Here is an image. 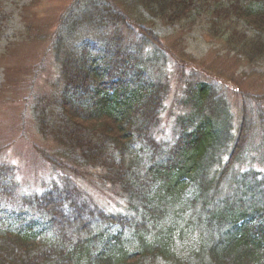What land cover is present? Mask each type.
Here are the masks:
<instances>
[{"label": "trees", "instance_id": "1", "mask_svg": "<svg viewBox=\"0 0 264 264\" xmlns=\"http://www.w3.org/2000/svg\"><path fill=\"white\" fill-rule=\"evenodd\" d=\"M22 2L0 0V38ZM64 12L50 49L60 84L32 113L54 141L46 162L68 174L40 194L1 164L0 264H264V0H72ZM196 27L246 63L241 75L174 76L178 44L163 37L184 43Z\"/></svg>", "mask_w": 264, "mask_h": 264}, {"label": "rangeland", "instance_id": "2", "mask_svg": "<svg viewBox=\"0 0 264 264\" xmlns=\"http://www.w3.org/2000/svg\"><path fill=\"white\" fill-rule=\"evenodd\" d=\"M30 1L23 0L25 8H21L20 16L15 22L4 26L3 39L0 38L2 40L0 43V166L1 164L15 165L17 175L20 177V180L18 179L21 182L20 189L24 191L32 186L35 191L41 193L44 189L41 183H55L56 180L68 174L55 173L56 168H51L46 162L48 156L44 147L54 146V141L46 137L45 132L39 129V123L33 119L35 116L32 111L38 103L37 99L50 97L57 90L55 86L60 84L58 80L60 69L50 49L54 34L59 28L60 18L72 0H37L34 3ZM205 23L207 21L203 20L199 25ZM206 33L205 28L196 27L183 37L184 43L179 42L175 34H172L173 37L169 35L163 37L166 40V42L163 41L165 49H167V40L170 38L178 44L176 50L179 52L174 51L176 54L170 58V69L174 76H178L179 67H184L188 73L195 74L198 79L209 81L221 80L219 77H213L216 74H224L223 77L226 79L232 72L237 76L241 75L240 66L241 64L245 66L246 63L238 65L239 60H236L233 55H228L227 45L220 40H216L217 43L212 42L213 40L208 39ZM10 34L17 37L11 40L12 44L6 48L4 39L7 40ZM48 35H51V38H48ZM258 74L260 73L250 77L256 80L253 83L260 85L263 79ZM214 84L220 87L219 84ZM237 85L231 81L227 84L229 89L235 91H237ZM176 89L173 86L170 89L172 96L177 92ZM171 102L172 100L167 104L170 115L174 110L178 112L177 106L174 103L171 105ZM240 102L243 105L240 98L234 97L235 106L239 107ZM32 104L35 105L32 106ZM173 120L174 118L166 116L162 121L163 137L173 138ZM91 182L100 187L99 181ZM80 183L83 186L82 189L86 188L95 193L101 191H94L91 188L92 184L84 180ZM96 201L100 205L107 203L106 199L104 202ZM111 206L109 210L117 209L112 203Z\"/></svg>", "mask_w": 264, "mask_h": 264}]
</instances>
